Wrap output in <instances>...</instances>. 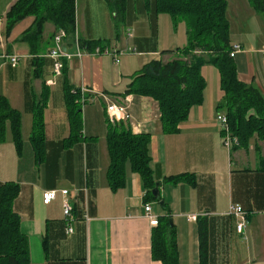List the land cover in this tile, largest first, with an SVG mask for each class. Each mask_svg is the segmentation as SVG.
I'll return each mask as SVG.
<instances>
[{
	"label": "crops",
	"instance_id": "obj_1",
	"mask_svg": "<svg viewBox=\"0 0 264 264\" xmlns=\"http://www.w3.org/2000/svg\"><path fill=\"white\" fill-rule=\"evenodd\" d=\"M15 1L0 0V52L16 53L22 59L16 67L5 64L0 68V95L21 113L22 147L18 153L8 130L0 144V184L19 185L13 209L28 239L29 264H161L151 257L153 226L144 216L145 189L140 176L127 166L125 185L115 192L108 187L103 99L82 106V136L72 146H63L70 134L63 84L85 87L92 96L120 99L145 64L175 58V50L186 44L185 24L174 26L169 15H154L146 0H125L122 19L114 18L106 0H76L77 37L105 40L122 54L118 62L108 55L63 60L64 72L48 85L52 60L43 58L38 70L28 45L20 41L34 17L16 23L7 36L2 33L5 14ZM226 1L230 44L241 46L233 58L238 78L264 95V11H256L248 0ZM55 32L52 23L44 24L41 54L52 47ZM74 51L71 46L70 52ZM201 73L206 81L202 102L190 109L174 134L162 132L153 99L126 95L131 99L129 112L135 128L126 124L133 133L150 135V164L160 196L159 201L148 203L156 217L165 213L160 202L169 207L179 264H199L197 217L207 222V264H264V170L258 169L264 142L254 136L247 147L227 150L223 146L216 122V106L222 97L218 71L207 64ZM43 86L49 96L43 111L45 154L38 163L30 142L32 104ZM181 173L193 174L196 184L164 182L165 177ZM61 189L69 191L71 221L63 218ZM48 190H57V197L44 203L43 193ZM232 204L247 213L242 233L236 231L237 219L229 214ZM68 226L71 233L66 232Z\"/></svg>",
	"mask_w": 264,
	"mask_h": 264
},
{
	"label": "trees",
	"instance_id": "obj_2",
	"mask_svg": "<svg viewBox=\"0 0 264 264\" xmlns=\"http://www.w3.org/2000/svg\"><path fill=\"white\" fill-rule=\"evenodd\" d=\"M76 0H16L5 14V28L8 34L22 19L32 16V25L22 33L20 41L28 45L34 66L40 70L43 58L40 47L44 24L50 22L56 31L62 29L68 36L74 34L76 24ZM114 18L122 19L125 0H106ZM253 8L264 11V0H248ZM154 14H167L174 26L180 22L186 27V44L178 47L175 58L167 62L151 60L145 64L128 83L122 96L136 95L153 99L158 106L161 130L165 134L179 131V125L188 117L190 109L202 102L206 81L201 73L204 65L214 66L219 75L222 97L216 109L227 118L230 132L236 138L231 150L247 147L252 137L264 142V95L251 84L238 78L236 65L229 56L232 45L229 38V22L226 17V0H146ZM54 36V34H53ZM105 46L107 41L81 40V46L91 50ZM51 48V47H50ZM48 49V51L50 50ZM65 68H63L62 73ZM39 71H36V74ZM49 92L42 87L38 100L32 104V134L30 142L36 162L45 154V133L43 111ZM91 95H88V97ZM70 134L63 146L68 148L82 136V103L79 88L63 84ZM19 153L22 147V116L12 108L8 99L0 95V144L6 140L7 131ZM150 135L133 133L125 122L111 125L107 122L106 144L109 164L106 181L115 192L125 185L126 167L137 173L145 189L144 203L159 201L152 195L156 181L153 177L148 151ZM258 169L264 170V157L259 160ZM172 185L196 184L190 173H181L164 178ZM19 185L14 182L0 184V264H29L28 239L20 230V216L13 209L18 196ZM165 213L158 216V224L151 233V257L161 264H179L176 229L170 209L163 203ZM199 242V264L208 262L207 222L197 217Z\"/></svg>",
	"mask_w": 264,
	"mask_h": 264
},
{
	"label": "built area",
	"instance_id": "obj_3",
	"mask_svg": "<svg viewBox=\"0 0 264 264\" xmlns=\"http://www.w3.org/2000/svg\"><path fill=\"white\" fill-rule=\"evenodd\" d=\"M1 41V36H0ZM52 47L49 51L40 54V57H47L52 60V75L54 78L62 75V71L64 68L63 60H70L73 56L82 57L84 55H108L113 58L114 62L119 61V56L122 54V51L119 50L116 46L105 45V46H95L91 50L86 47L81 46V40L74 34L70 37L68 34L60 29L54 33L52 39ZM67 44L75 47L74 52H70V47H67ZM62 45L66 46V50H62ZM241 50V46L239 44H233L231 50L229 52V56L234 58L235 54ZM30 56V55H29ZM261 56L264 59V49L261 50ZM31 57V56H30ZM22 56L16 53H8L6 51L0 52V68L9 64L11 67H16ZM55 80L49 79L47 81L48 85H53ZM81 92V103L82 106L86 103L92 102L95 99L101 98L105 103V115L106 120L109 124L114 125L120 122L129 123V125L133 128L134 124L131 121L132 116L129 112V105L131 99L129 96H124L117 100H111L107 96H96L88 94L89 90L85 87L79 88ZM88 95H91L88 97ZM216 122L219 127L221 140L223 146L227 150H231L232 145L236 142V138L231 135L230 127L227 121V118L224 114L218 113L216 115ZM57 190H48L43 193V201L44 203H50L57 197ZM60 195L62 197V214L63 218L66 221L72 220V210L73 206L69 199V191L67 189L59 190ZM144 216L147 218L149 224L151 226H156L158 224V218L152 213L151 206L149 203H144ZM229 214L234 216L237 219L236 222V231L238 233H242L243 229L247 224V213L243 210V208L238 204H232L229 207ZM84 219L87 220L86 215H83ZM191 219H195V216L190 217ZM67 233L72 232L71 227L66 228Z\"/></svg>",
	"mask_w": 264,
	"mask_h": 264
},
{
	"label": "water",
	"instance_id": "obj_4",
	"mask_svg": "<svg viewBox=\"0 0 264 264\" xmlns=\"http://www.w3.org/2000/svg\"><path fill=\"white\" fill-rule=\"evenodd\" d=\"M67 47H70V44H67ZM62 50H66V46L62 45ZM152 195L155 197V198H159L160 196V193H159V182H157L155 184V187L153 188L152 190ZM163 202H160V205H162ZM172 223V220L170 221Z\"/></svg>",
	"mask_w": 264,
	"mask_h": 264
},
{
	"label": "rangeland",
	"instance_id": "obj_5",
	"mask_svg": "<svg viewBox=\"0 0 264 264\" xmlns=\"http://www.w3.org/2000/svg\"><path fill=\"white\" fill-rule=\"evenodd\" d=\"M4 23H5V22H4ZM2 33H4V36H7V35H8V34L6 33V28H5L4 25L2 26ZM52 78H53L54 80H56V78H54L53 75L51 76V79H52ZM94 101H95V100H94ZM94 101H92V102H94ZM89 103H91V102H89ZM89 103H88V104H89ZM94 103H95V102H94Z\"/></svg>",
	"mask_w": 264,
	"mask_h": 264
}]
</instances>
